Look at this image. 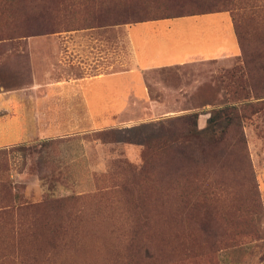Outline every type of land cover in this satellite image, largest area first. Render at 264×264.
Masks as SVG:
<instances>
[{"label": "rangeland", "instance_id": "374dc122", "mask_svg": "<svg viewBox=\"0 0 264 264\" xmlns=\"http://www.w3.org/2000/svg\"><path fill=\"white\" fill-rule=\"evenodd\" d=\"M246 2L244 6H256L245 11L256 18V31L264 32V0ZM85 8L75 4L68 8L75 12V21L68 24L71 30L32 37H65L72 31L94 29L97 35L110 37L113 46L112 27L117 25L96 26L86 18ZM28 38L0 41L2 85H21ZM100 49V54L92 51L96 62L106 63L109 55L104 47ZM10 62L14 69L8 71ZM242 66L238 56L148 72L152 97L171 106L157 116L149 109L128 110L123 118L132 117L135 124L115 127L144 124L147 133H165L178 116L233 103L244 109L243 128L235 134L245 139L238 156L240 147L235 142L232 161L225 160L222 169L207 174L209 183L188 181L184 186L191 193L187 208L197 206L198 215L178 211L179 201L173 194L182 186L168 184L165 192H158V167L151 164L148 170L154 177L139 186L148 210L149 227L145 228V219L135 209V194L124 189L132 187L147 162L143 145L102 141L93 131L0 149V264H264V97H254ZM253 89L262 91L259 84ZM254 107L257 111L251 112ZM97 112L99 122L116 120V112L109 119ZM205 118L201 117V127L206 125ZM224 126L217 118L216 130ZM179 144L187 155L206 163L202 136L180 139ZM243 151L245 161L240 157ZM204 173L202 169L198 175ZM140 242L149 248L146 258H139L136 251Z\"/></svg>", "mask_w": 264, "mask_h": 264}, {"label": "crops", "instance_id": "0c3cea01", "mask_svg": "<svg viewBox=\"0 0 264 264\" xmlns=\"http://www.w3.org/2000/svg\"><path fill=\"white\" fill-rule=\"evenodd\" d=\"M112 29L116 35L113 46L110 37L97 35L94 29L72 31L65 37L26 39L29 53L23 56L21 85L0 83V149L133 125L132 117L123 118L128 110L149 109L157 116L171 105L152 97L148 72L241 55L230 12L149 20ZM100 47L109 55L106 63L96 62L93 52L100 54ZM11 68L10 62L7 70ZM97 111L108 119L116 112V120L99 122Z\"/></svg>", "mask_w": 264, "mask_h": 264}, {"label": "trees", "instance_id": "16d2710c", "mask_svg": "<svg viewBox=\"0 0 264 264\" xmlns=\"http://www.w3.org/2000/svg\"><path fill=\"white\" fill-rule=\"evenodd\" d=\"M81 1V2H80ZM0 0V41H7L17 37H32L49 33L61 32L63 29L71 30L69 23L75 21L74 10L70 5H84L86 18L96 22V26H110L131 24L149 20L168 18H180L185 16L200 15L213 12H230L234 22V31L238 39L242 57V71H245L249 79L254 97H264V32L256 31L254 15L248 16L245 9H256L254 5L244 6L246 0ZM84 3V4H81ZM244 11L241 12V10ZM264 8V7H263ZM252 13H255L252 10ZM65 25V26H62ZM66 27V28H64ZM76 29V28H75ZM259 84L262 91L259 93L253 89ZM241 106L236 103L227 106L189 113L175 117L165 133H147L144 128L147 125H139L129 128H107L99 130L98 138L102 141L115 143H135L143 145L148 150L146 164L136 175L132 187L124 186L125 190H131L136 196L135 209L140 211L145 219V228L149 227L146 221L148 210L145 205L141 184L149 182L154 174L150 173L148 166L157 165L155 170L156 186L159 193L165 192L164 186L170 184L175 187L182 186L173 197L178 200V211L182 214L190 213L198 215L197 206L188 207L187 202L191 199V193L184 189L187 182L194 185L209 183L208 174L214 170L223 168L225 160L232 161L233 147L238 156L241 147L244 148L245 139L236 136L237 130L243 128L245 113ZM252 108L251 112H256ZM205 116L206 125L201 127V117ZM225 122V126L217 131V118ZM207 133V134H205ZM203 134V135H201ZM205 146L202 151L205 154L206 163H202L185 153L179 145L180 139L200 137ZM236 142V144H235ZM243 156V157H242ZM243 161L245 152L240 156ZM187 159V162H186ZM226 161V164L228 163ZM204 169L203 175H198L199 170ZM250 174V171H249ZM178 185V186H177ZM201 187V186H200ZM6 187L3 186V190ZM172 189V188H171ZM253 197L258 193L253 189ZM187 199V201H186ZM181 214V215H182ZM189 215V214H188ZM211 220L209 214L206 221ZM139 243L136 247L139 258H146L149 248Z\"/></svg>", "mask_w": 264, "mask_h": 264}]
</instances>
